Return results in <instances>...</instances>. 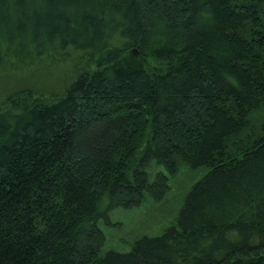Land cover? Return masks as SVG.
Segmentation results:
<instances>
[{"label":"trees","instance_id":"obj_1","mask_svg":"<svg viewBox=\"0 0 264 264\" xmlns=\"http://www.w3.org/2000/svg\"><path fill=\"white\" fill-rule=\"evenodd\" d=\"M182 163L176 223L104 252ZM0 264H264V0H0Z\"/></svg>","mask_w":264,"mask_h":264},{"label":"rangeland","instance_id":"obj_2","mask_svg":"<svg viewBox=\"0 0 264 264\" xmlns=\"http://www.w3.org/2000/svg\"><path fill=\"white\" fill-rule=\"evenodd\" d=\"M158 168L162 169V166ZM206 171V167L193 169L182 163L178 171L170 175V189L161 200L147 196L137 206L109 210L98 222L106 237L104 252L129 251L141 236L159 235L176 223L187 193Z\"/></svg>","mask_w":264,"mask_h":264}]
</instances>
